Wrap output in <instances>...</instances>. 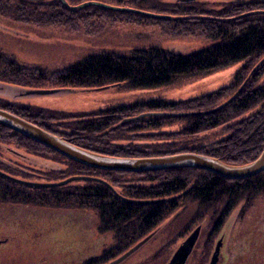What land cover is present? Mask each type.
<instances>
[{"label": "trees", "instance_id": "obj_1", "mask_svg": "<svg viewBox=\"0 0 264 264\" xmlns=\"http://www.w3.org/2000/svg\"><path fill=\"white\" fill-rule=\"evenodd\" d=\"M115 1L119 6L171 16L154 18L96 5L74 10L59 0H0V14L41 25L61 23L63 17L72 14L82 18L80 22L86 21L91 27L89 30L98 27V22L91 26L88 24L96 16L97 20L107 17L120 22L157 23L169 36H203L211 44L190 53L162 46L136 49L131 55L104 51L60 71L25 66L10 54L0 51V81L37 88L48 84L49 87L94 89L123 84L124 88L148 89L170 85L182 76L202 75L238 61H260L264 57V0L233 1L215 10L198 6L200 1ZM259 64L246 88L239 92L240 84L256 66L242 69L229 86L180 101L156 98L91 113L60 111L5 100H0V107L96 153L141 157L190 151L219 157L225 162L250 163L260 155L264 146V83L260 82L264 76V63L260 61ZM234 94L235 98L218 107ZM193 111L196 112L182 116L173 114ZM143 112L151 114L140 116L139 120L125 121V118ZM117 122L123 125L117 126ZM177 123L183 125L182 130L161 129ZM217 127H221L226 135L212 143H196L187 139ZM150 129L157 130V136L174 137L172 143L155 148L134 144L136 138L133 135ZM15 142L41 156L51 155L57 161L66 159L68 167L64 170L45 172L47 182L63 181L76 175L90 177L43 189L18 185L0 175V188H5L1 190L0 201L97 212L99 231L113 232V244L82 264H105L122 255L138 240L160 228L168 217L188 202L195 203L197 207L193 223L202 227L204 220H210L213 228L210 251L214 237L238 204L245 200L246 207H250L252 200L264 194V170L239 180L187 166L141 172L97 169L62 156L54 149L0 124V148L2 144ZM3 169L0 170L16 176L14 172L6 171L8 167L3 166ZM77 182L83 184H74Z\"/></svg>", "mask_w": 264, "mask_h": 264}, {"label": "rangeland", "instance_id": "obj_2", "mask_svg": "<svg viewBox=\"0 0 264 264\" xmlns=\"http://www.w3.org/2000/svg\"><path fill=\"white\" fill-rule=\"evenodd\" d=\"M67 1L71 5H79L90 0ZM97 1L116 5L115 0ZM193 1H200L197 3L200 7L215 10L220 9L225 3L238 2L239 0ZM240 1L252 2L254 0ZM96 17L90 19L88 24L91 26L98 22V27L89 30L91 27L87 26L86 21L80 22L82 18L72 14L63 17L61 23L48 25L31 21L21 22L0 14V51L10 54L25 66L60 71V69L81 62L85 57L104 51L112 54L131 55L136 49L162 46L178 52L190 53V51L211 44L203 36L189 35L179 38L169 36L163 33L161 26L157 23L120 22L112 21L107 17L97 20ZM261 58L263 59L260 61L264 63V57ZM258 61L245 59V61L235 62L224 69L213 70L197 76H182L170 85L148 89H129L124 88L123 84L106 85L103 88H94V90L85 87L70 89L56 86L54 88H59L60 91L27 96L22 91L24 90L23 86L20 88L1 81L6 85L3 89L1 86L4 85L0 84V100L77 113H91L98 109L147 102L156 98L180 101L229 86L234 82L237 74L240 75L242 69L245 67L251 69L256 66L248 72V76L240 84L239 90H243L248 85L253 72L259 68L260 61ZM260 82L264 83V76ZM50 87L47 84L46 87L42 85L41 88ZM234 96L235 94L232 97ZM229 99L227 98L222 104L229 102ZM194 112L196 111L185 113L193 114ZM146 113L149 112L133 115L128 119L125 118V121L131 122ZM117 123V126L123 125L121 122ZM182 128L183 125L177 123L170 127L163 126L161 129L163 131H180ZM153 130L133 135L136 138L133 141L134 144H145L149 148H155L172 143L174 137L157 136L158 131ZM223 135H226L223 134V129L217 127L201 134H194L193 137H187V135L186 137L196 143L205 141L212 143L216 139L222 138ZM2 149L0 161L2 160L3 166L9 168L6 171L14 172L15 177L21 180L23 178L30 181L47 182L44 177L45 172L64 170L68 167L66 159L57 161L51 158V155L41 156L33 151H28L27 148L19 147L16 142L2 144ZM230 163L234 165L246 164ZM74 184H83V182ZM1 188L0 193L5 189ZM187 204L168 217L155 236L121 264H167L177 247L197 226L193 223V217L197 210L196 204L193 202ZM251 204L250 207H246L245 200H242L230 213V217L222 226L223 228L214 237L210 251L208 248L213 228H211L208 218L204 220L201 223L203 229L199 241L187 264H210L214 248L221 237L224 240L219 264H264V194L257 196ZM98 227V214L91 209L31 206L1 200L0 237L5 236L9 243L7 252L0 258V264H82L92 256L101 254L104 249L113 244L114 233L101 232Z\"/></svg>", "mask_w": 264, "mask_h": 264}, {"label": "water", "instance_id": "obj_3", "mask_svg": "<svg viewBox=\"0 0 264 264\" xmlns=\"http://www.w3.org/2000/svg\"><path fill=\"white\" fill-rule=\"evenodd\" d=\"M63 5H65L68 9H74L78 10L79 8L87 7L90 5H96L99 7H104L110 10H116V11H127L132 13H139L142 15H149L153 17H159V18H167L170 17V15H164L161 13H151L149 11H143L138 8H131L127 6H119L115 4H108L103 1H97V0H90L84 3H80L79 5H71L67 0H59ZM182 2H188L193 0H179ZM59 91V89H29L27 94H51L54 92ZM240 91V90H239ZM238 91V92H239ZM237 92V93H238ZM235 98L232 97L229 99L230 101ZM227 103V102H226ZM225 103V104H226ZM225 104H222L218 107H222ZM149 113H146L142 116H148ZM186 114L185 112L182 113H175L177 116H182ZM140 117V116H139ZM138 119V118H137ZM0 124L10 127L14 130H16L19 133H22L23 135L32 138L39 142L40 144H44L45 146L54 149L58 153H60L62 156L68 157L75 162H79L85 166H89L92 168H100L104 170H115V171H126V172H141V171H152V170H163L164 169H172L174 167H192V168H200L203 170H208L210 172H213L215 174H219L227 179H243V178H249L250 176L257 175L261 173L264 170V146L263 151L260 153V155L254 159L253 161H250V163L246 164H239L234 165L230 162H224L223 160L219 158H215L210 155H204L200 154L198 152H178L173 154H166L162 156H141V157H125V156H112V155H105L101 153L93 152L89 149H85L83 147H80L78 145H74L71 142H69L67 139L63 138L62 136H59L56 133H52L42 126H38L35 123L28 121L22 116H17L16 114L12 113L9 110L3 109L0 107ZM0 175L8 180H12L14 182H17L19 184H23L26 186H29L31 188L37 187V188H53L55 186H63L66 185V183L74 182L76 180H87L90 179V177L85 176H73L66 178V180L63 181H55V182H38V181H30L20 178H17L13 175H9L4 171L0 170ZM96 180H100L99 178H95ZM132 202L131 200H128ZM136 202H142L137 201ZM159 231V228H156L155 231L152 233L146 235L143 239L138 241L134 246L129 248L128 250L124 251L122 255L114 258L113 260L105 263V264H121L124 262V260L128 259L134 253L142 248L147 242H149L150 239H152L155 234ZM202 228L199 224L194 231H192L188 237L184 239V241L177 247L175 250L176 252L171 256L167 264H187L190 255L194 251V248L199 241V236L201 234ZM223 238L221 237L220 240L217 242L215 246V250L211 256V262L210 264H219L220 263V256H221V247L223 245Z\"/></svg>", "mask_w": 264, "mask_h": 264}, {"label": "flooded vegetation", "instance_id": "obj_4", "mask_svg": "<svg viewBox=\"0 0 264 264\" xmlns=\"http://www.w3.org/2000/svg\"><path fill=\"white\" fill-rule=\"evenodd\" d=\"M240 1V0H239ZM0 84H2V85H4V86H1L3 89L5 88V85L7 84H5V83H1V81H0ZM20 88H21V86H19ZM18 87V88H19ZM41 88V87H40ZM40 88H37V87H23L22 89H24V90H22V91H24V93L27 95V96H29V94H27V92L29 91V89H40ZM50 88H54V87H50ZM50 88H47V89H50ZM44 89H46V88H44ZM54 89H59V88H54ZM94 90V89H93ZM59 91H60V89H59ZM30 95H33V96H38L37 94H30ZM10 150V149H9ZM13 150V149H12ZM3 151V149H1L0 148V155H1V152ZM2 161V160H1ZM5 166V165H4ZM2 168V170H4L3 169V166H2V163H1V166H0V169ZM198 226V225H197ZM196 226V227H197ZM191 233V232H190ZM188 237V236H187ZM9 243V240L7 239V238H5V236H1L0 237V258H2V256L7 252L6 250H7V244Z\"/></svg>", "mask_w": 264, "mask_h": 264}]
</instances>
